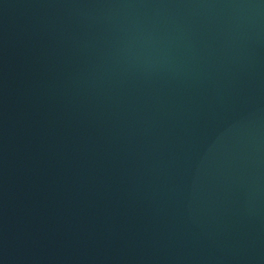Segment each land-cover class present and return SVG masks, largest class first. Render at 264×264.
Returning <instances> with one entry per match:
<instances>
[{"label":"water","instance_id":"water-1","mask_svg":"<svg viewBox=\"0 0 264 264\" xmlns=\"http://www.w3.org/2000/svg\"><path fill=\"white\" fill-rule=\"evenodd\" d=\"M0 264H264V0H0Z\"/></svg>","mask_w":264,"mask_h":264}]
</instances>
